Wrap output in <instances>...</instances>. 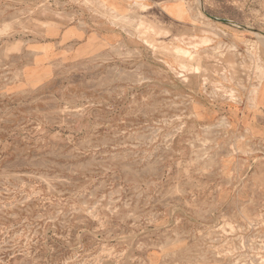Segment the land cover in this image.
Returning <instances> with one entry per match:
<instances>
[{
  "label": "rangeland",
  "instance_id": "374dc122",
  "mask_svg": "<svg viewBox=\"0 0 264 264\" xmlns=\"http://www.w3.org/2000/svg\"><path fill=\"white\" fill-rule=\"evenodd\" d=\"M258 32L264 0H0V264H264Z\"/></svg>",
  "mask_w": 264,
  "mask_h": 264
},
{
  "label": "crops",
  "instance_id": "0c3cea01",
  "mask_svg": "<svg viewBox=\"0 0 264 264\" xmlns=\"http://www.w3.org/2000/svg\"><path fill=\"white\" fill-rule=\"evenodd\" d=\"M98 2H101L106 9L113 13H119V12H127L130 11L131 9L135 8L136 5H147V7H151L152 4L155 3H162L165 2L166 0H97ZM176 0H174L175 2ZM178 8V7H177ZM181 12V11H180ZM114 31H105L102 33H90V31H86V29H83V26L79 24H74L71 25L67 28L64 29L63 31V37L68 40H80V39H85V43L90 44L91 40L95 38V35L101 36L100 38L103 39V41L107 38H111V40L114 38L115 34H113ZM261 34L260 32H258ZM95 34V35H94ZM263 35V34H261ZM107 37V38H105ZM264 37V35H263ZM262 68L264 70V62L261 64ZM259 99H264V78H263V85L261 87V90L259 92Z\"/></svg>",
  "mask_w": 264,
  "mask_h": 264
},
{
  "label": "water",
  "instance_id": "95a60500",
  "mask_svg": "<svg viewBox=\"0 0 264 264\" xmlns=\"http://www.w3.org/2000/svg\"><path fill=\"white\" fill-rule=\"evenodd\" d=\"M214 19H216V20H221V21H226V22H228L229 20H227V19H222V18H217V17H214V16H212ZM261 34H263L264 35V33L263 32H261Z\"/></svg>",
  "mask_w": 264,
  "mask_h": 264
},
{
  "label": "bare ground",
  "instance_id": "6f19581e",
  "mask_svg": "<svg viewBox=\"0 0 264 264\" xmlns=\"http://www.w3.org/2000/svg\"><path fill=\"white\" fill-rule=\"evenodd\" d=\"M261 33V32H260Z\"/></svg>",
  "mask_w": 264,
  "mask_h": 264
}]
</instances>
